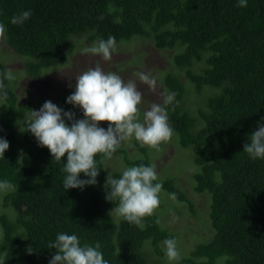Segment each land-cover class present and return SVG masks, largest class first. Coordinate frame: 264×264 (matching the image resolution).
Wrapping results in <instances>:
<instances>
[{
    "label": "trees",
    "instance_id": "obj_1",
    "mask_svg": "<svg viewBox=\"0 0 264 264\" xmlns=\"http://www.w3.org/2000/svg\"><path fill=\"white\" fill-rule=\"evenodd\" d=\"M237 4L238 0H0L4 40L24 57L22 71L28 76L40 77L64 63L77 36L95 43L112 35L117 47L142 38L165 56L167 65L159 75L163 94L175 92L178 101L174 110L168 106L169 124L175 142L190 148L199 166L192 175L193 190L210 195L213 231L208 241L172 264H264V159L253 160L243 152L264 118V0H248L247 7ZM26 10L32 12L28 20L10 23ZM6 71L0 60V74ZM16 80H4L7 96L0 93V138L9 143L0 157V181L17 186L1 201L0 254L8 253L4 264H49L56 251L49 242L61 232L77 235L81 245L100 242L109 264L169 261L163 258L161 243L178 236L161 225L156 212L140 228L112 211L117 201L105 199L110 192L105 188L108 174L118 179L124 169L107 171L98 155L95 185L64 188L66 156L57 162L26 130L32 102L19 100ZM190 92L200 98L196 103L189 99L193 111L185 99ZM71 94L61 95L57 107L83 119L78 106L66 103ZM132 141L135 156L122 146L114 153L121 156L123 167L153 164L151 149ZM79 178L88 179L82 173ZM158 181L163 182L162 192H175L177 201L195 213L178 177Z\"/></svg>",
    "mask_w": 264,
    "mask_h": 264
},
{
    "label": "clouds",
    "instance_id": "obj_2",
    "mask_svg": "<svg viewBox=\"0 0 264 264\" xmlns=\"http://www.w3.org/2000/svg\"><path fill=\"white\" fill-rule=\"evenodd\" d=\"M247 2L248 0H238L237 6L247 7ZM31 15V10L21 11L11 18L10 23L21 25ZM5 33L6 27L0 23V40L6 39ZM116 48V38L109 35L106 40L98 38L91 47L84 48L83 52L101 56L108 61ZM136 75L151 91H156V77L145 72ZM0 77V93L6 97L4 80L12 81L15 76L9 69L0 74ZM75 80V91L66 98V103L78 106L83 112V119H75L73 112L64 111L51 101H46L38 111L30 110L25 122L26 130L37 139L40 146L49 150L57 162L66 156L62 168L66 173L63 180L66 190L95 185L100 169L96 157L100 155L101 162L104 159L110 160L122 142L135 139L142 146L161 151V144L168 143L175 134L168 115V106L171 105L174 110L178 104L175 92L163 94V103L151 104L141 118L139 106L142 93L134 80L125 82L117 73L105 72L99 64L84 71ZM66 120L71 121V124L66 123ZM100 122L108 123L106 130L99 126ZM8 148L7 140L0 138V157L3 158ZM243 152L253 160L264 159V118L243 145ZM81 173L88 179H80ZM105 188H110L105 199L118 202L112 211L125 221L144 228V219L153 216L161 203L163 182L158 181L155 164H141L125 168L118 179L108 174ZM16 189L17 186L11 182L0 181V192L7 193ZM168 196L177 201L175 192L168 193ZM178 220L179 217L173 214L172 222ZM156 222L159 223L158 220ZM3 237L4 230L0 228V239ZM162 243L169 261L180 259L175 238H167ZM48 247L56 250L49 264H109L100 251V242L97 241L94 246L81 245L75 234L58 233L55 241H50ZM7 258V251L0 254V264H4Z\"/></svg>",
    "mask_w": 264,
    "mask_h": 264
},
{
    "label": "rangeland",
    "instance_id": "obj_3",
    "mask_svg": "<svg viewBox=\"0 0 264 264\" xmlns=\"http://www.w3.org/2000/svg\"><path fill=\"white\" fill-rule=\"evenodd\" d=\"M74 48L67 54V59L58 67L46 70L40 77L34 78L28 76L23 68L24 57L16 54L5 42L0 40V60L6 65L7 70L11 69L16 80L15 90L18 93L19 100L26 102L31 100V110H39L46 101H51L58 106L61 95L73 93L75 91V78L84 71L94 68L99 64L105 72H115L127 82L134 80L138 90L142 93V102L140 104L141 118L143 112L149 110L153 103L161 104L163 102V84L160 82V72L166 67L165 56L153 48L151 42L142 38L124 41L112 53L111 60L105 61L101 56L91 53H84L83 49L91 47L94 43H89L84 36L75 38ZM168 55V52H165ZM181 70V69H179ZM151 73L157 79V88L153 92L146 84L139 81L137 73ZM183 76V71H179ZM182 80L186 81L185 77ZM185 83V84H186ZM188 84V88H191ZM168 91L165 92V94ZM145 100L149 103L147 104ZM187 105L192 108L191 102L196 103L200 98L190 92L185 96ZM0 100V110L2 107ZM107 122H100L99 126L106 130ZM20 129V128H19ZM174 136V135H173ZM125 147L131 156H135V146L132 139L124 141L121 144ZM150 159L156 165L158 178L165 176L178 177L179 183L184 187L185 192L194 203L195 213H191L186 204L169 199L168 194L160 193V205L156 209V214L162 226L170 232L177 234V246L180 255L187 253L198 243L208 241L212 236V228L209 220L210 195L206 191L197 193L193 190V172L198 170L193 162L191 149L180 148L175 142L174 137L168 142L161 144V151L150 148ZM107 164V171L125 169L121 162V156L113 154V157L104 159ZM5 193L0 192V212L3 211L1 201ZM175 214L179 220L172 222V216ZM208 224L210 227H208ZM161 248L165 252V246L161 243ZM189 248V249H188ZM145 250V247H144ZM182 254V255H183ZM159 258V257H158ZM166 260V255H163ZM160 264H172V261H165L159 258Z\"/></svg>",
    "mask_w": 264,
    "mask_h": 264
}]
</instances>
